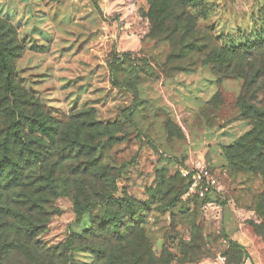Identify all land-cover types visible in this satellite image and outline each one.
Returning a JSON list of instances; mask_svg holds the SVG:
<instances>
[{
	"label": "rangeland",
	"instance_id": "374dc122",
	"mask_svg": "<svg viewBox=\"0 0 264 264\" xmlns=\"http://www.w3.org/2000/svg\"><path fill=\"white\" fill-rule=\"evenodd\" d=\"M202 2L191 9L207 47L199 53L189 52V32L155 30L148 0H0L14 85L33 104L28 137L47 143L43 131L59 139L80 128L89 144L49 155L27 171V189L0 187V264H264V181L233 170L226 154L253 129L242 72L264 66V51L229 68L206 63L210 51L264 36V0ZM198 159L221 196L201 200L188 187L180 167ZM90 161L97 169L84 176ZM124 195L148 205L143 225L107 202ZM109 213L116 221L102 228ZM25 221L37 228L16 226Z\"/></svg>",
	"mask_w": 264,
	"mask_h": 264
},
{
	"label": "trees",
	"instance_id": "16d2710c",
	"mask_svg": "<svg viewBox=\"0 0 264 264\" xmlns=\"http://www.w3.org/2000/svg\"><path fill=\"white\" fill-rule=\"evenodd\" d=\"M148 2L151 7L149 19L155 25V30L160 33L166 32L167 36L170 37H173L181 30L186 35L189 32V52L198 51L202 53L207 49L206 46L198 44V37L193 31L195 18L191 12V9H196L203 4L202 0H148ZM187 19H189V28L186 27L187 30H184L182 22ZM9 43L12 42L8 36H2L0 31V187H3V190H14L25 186V189H27V171L45 163L49 159V155H56L57 151L66 153L69 149H74V146H80L79 148L81 149L89 147V144L80 140V128L72 132L66 129L60 130L59 139H56L55 136L57 135V129L51 133L43 131L44 134L49 136L50 141L47 143L41 142L37 137H28L27 128L34 132L32 129L35 127L33 124L35 119L28 116L30 111L26 104L27 106L33 104L29 101L23 103L21 99L24 95L20 96L17 88H15L14 70L11 61L15 52L12 53V50H9ZM263 49L264 36L255 43L225 50L210 51L207 54L206 63L220 62L219 65L221 67L229 68L240 59L250 58L256 53L264 51ZM241 69H239V75H244L246 78L245 92L241 96V107L248 117L252 119L253 129L239 138L235 145L232 146L233 148L227 150V159L233 170L256 173L264 181V98L263 100L261 98L258 104L249 103V100L252 99L251 97H258L260 94L264 97V66L254 68L251 74L243 71L241 75ZM253 85H256V88H253ZM20 103H22L21 106L23 108L19 107ZM41 125L44 127V124ZM56 142H59V145ZM97 166L95 162L90 161L81 166L80 173L88 176L91 171L97 169ZM185 180L189 187L190 182L186 178ZM210 197L198 198L207 200ZM112 199L114 200L107 202L111 205L113 203L119 213L128 212V217L130 215L134 219L139 215L141 216L139 224L142 223L143 225V219L147 215L144 214V211L148 212L149 210L146 202H137L134 198L126 195ZM89 208L90 206L86 205L84 210ZM256 211L262 219L261 224L256 226V234L264 240V193L258 199ZM116 218L112 213H109L108 222L102 224L101 227L107 228L109 223L116 221ZM22 224V226H16L25 229L26 232L27 226L30 229L37 228V225L33 222L27 224L25 221ZM0 226L2 227V223H0ZM4 226H7V224H4ZM118 229H120V226L117 227V231ZM11 230H13L12 227ZM3 235H0L1 247L6 246L3 243ZM231 245L235 244L231 242Z\"/></svg>",
	"mask_w": 264,
	"mask_h": 264
},
{
	"label": "built area",
	"instance_id": "2783aa9c",
	"mask_svg": "<svg viewBox=\"0 0 264 264\" xmlns=\"http://www.w3.org/2000/svg\"><path fill=\"white\" fill-rule=\"evenodd\" d=\"M180 173L190 182V189L199 198L221 196L223 186L211 169L202 159L180 167Z\"/></svg>",
	"mask_w": 264,
	"mask_h": 264
},
{
	"label": "crops",
	"instance_id": "0c3cea01",
	"mask_svg": "<svg viewBox=\"0 0 264 264\" xmlns=\"http://www.w3.org/2000/svg\"><path fill=\"white\" fill-rule=\"evenodd\" d=\"M213 206H215V205H210L209 206V208L210 207H212L213 208ZM208 208V209H209ZM219 207L218 206H215L213 209H218ZM220 210L218 209V211L217 212H219ZM242 230V229H241ZM234 239H237L239 242H242V243H244V244H242V245H249V247L252 245V240L250 239V238H246V236L244 235V233H242V232H239V233H235V236L233 237ZM254 249V248H253ZM249 250V249H248ZM251 250V249H250Z\"/></svg>",
	"mask_w": 264,
	"mask_h": 264
}]
</instances>
